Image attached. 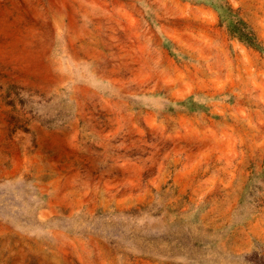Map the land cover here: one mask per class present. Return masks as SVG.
Listing matches in <instances>:
<instances>
[{
  "label": "rangeland",
  "instance_id": "rangeland-1",
  "mask_svg": "<svg viewBox=\"0 0 264 264\" xmlns=\"http://www.w3.org/2000/svg\"><path fill=\"white\" fill-rule=\"evenodd\" d=\"M0 264H264V0H0Z\"/></svg>",
  "mask_w": 264,
  "mask_h": 264
}]
</instances>
